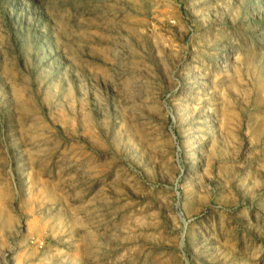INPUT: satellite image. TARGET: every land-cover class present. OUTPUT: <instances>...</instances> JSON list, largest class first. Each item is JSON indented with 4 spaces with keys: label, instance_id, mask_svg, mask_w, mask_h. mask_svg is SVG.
Here are the masks:
<instances>
[{
    "label": "rangeland",
    "instance_id": "1",
    "mask_svg": "<svg viewBox=\"0 0 264 264\" xmlns=\"http://www.w3.org/2000/svg\"><path fill=\"white\" fill-rule=\"evenodd\" d=\"M0 264H264V0H0Z\"/></svg>",
    "mask_w": 264,
    "mask_h": 264
}]
</instances>
